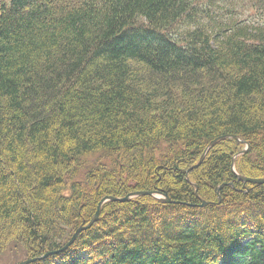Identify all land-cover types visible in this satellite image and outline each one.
<instances>
[{
  "label": "trees",
  "instance_id": "1",
  "mask_svg": "<svg viewBox=\"0 0 264 264\" xmlns=\"http://www.w3.org/2000/svg\"><path fill=\"white\" fill-rule=\"evenodd\" d=\"M238 175L264 178V0H0V254L154 190L28 264H264Z\"/></svg>",
  "mask_w": 264,
  "mask_h": 264
},
{
  "label": "water",
  "instance_id": "2",
  "mask_svg": "<svg viewBox=\"0 0 264 264\" xmlns=\"http://www.w3.org/2000/svg\"><path fill=\"white\" fill-rule=\"evenodd\" d=\"M248 147V144L246 143L245 144V148L241 151V153H244L246 151ZM234 160H232V164H233ZM193 167V166H192ZM191 167V168H192ZM238 178L244 182H250V183H264V178H251V177H245V176H240L238 175ZM195 187V191H196V186ZM153 192L155 191H147V190H141V191H135V192H130L128 194H125L124 196L122 197H117V196H104L103 198H101V200L98 202V205H97V208H96V211L94 212V214L92 215L91 219L88 221L87 224L85 225H80L78 226L74 233L72 234V236L70 237V239L61 247L59 248L58 250H52V251H49V252H46L44 254H42L41 256L39 257H32V258H26L18 263H15V264H28L34 260H37V259H42V258H45L49 255H52V254H56L58 252H61L63 250H65L76 238L78 232H80L81 230L83 229H86L87 227H89L96 219H97V216H98V211L102 205L103 202H105L106 200H118V201H126L128 200L130 197L132 196H136V195H144V194H153ZM157 197L158 198H161L167 202H176V201H171L167 196L166 194H161L158 192L157 194ZM206 202L202 201V204L201 205H205Z\"/></svg>",
  "mask_w": 264,
  "mask_h": 264
},
{
  "label": "rangeland",
  "instance_id": "3",
  "mask_svg": "<svg viewBox=\"0 0 264 264\" xmlns=\"http://www.w3.org/2000/svg\"><path fill=\"white\" fill-rule=\"evenodd\" d=\"M247 13H249L250 14V16H251V13H250V11H247ZM235 160V159H234ZM193 166V165H192ZM254 178V177H253ZM248 183H250V182H248ZM150 191H154V190H150ZM133 192H135V191H133ZM157 192V191H156ZM130 193V192H129ZM128 194V193H127ZM143 195V194H142ZM144 195H149V194H144ZM152 196H155V193H153V194H151ZM157 195V194H156ZM109 196H112V195H109ZM136 196H139V195H136ZM136 196H132V197H130L129 199H132V198H134V197H136ZM117 197H122V196H117ZM157 197V196H156ZM158 198V197H157ZM128 199V200H129ZM101 200V199H100ZM99 200V201H100ZM98 201V202H99ZM106 201H109V200H106ZM105 201V202H106ZM110 201H112V200H110ZM113 201H118V200H113ZM127 201V200H126ZM105 202H103L102 203V205L105 203ZM123 202V201H122ZM97 205H98V203H97ZM101 205V206H102ZM96 208H97V206H96ZM101 208V207H100ZM100 210V209H99ZM95 211H96V209H95ZM94 211V212H95ZM94 214V213H93ZM98 214H99V211H98ZM97 218H98V216H97ZM88 223V222H87ZM86 223V224H87ZM85 225V224H84ZM92 225V224H91ZM90 225V226H91ZM82 226H83V224H82ZM89 226V227H90ZM88 228V227H87ZM80 232H78V234H79ZM77 234V235H78ZM70 239V238H69ZM68 239V240H69ZM67 242V241H66ZM17 248V249H16ZM16 248H14V250H13V248L10 250V249H8V250H6V251H4L2 254H0V264H15V263H18V262H20V261H22V260H24L25 258H26V256H25V250L22 248V247H20V246H18V247H16ZM39 256H41V255H39ZM39 256H37V257H39ZM38 260V259H37ZM35 261V260H34ZM33 262V261H32ZM31 263V262H30Z\"/></svg>",
  "mask_w": 264,
  "mask_h": 264
},
{
  "label": "bare ground",
  "instance_id": "4",
  "mask_svg": "<svg viewBox=\"0 0 264 264\" xmlns=\"http://www.w3.org/2000/svg\"><path fill=\"white\" fill-rule=\"evenodd\" d=\"M216 140H217V139H214V140H211V141H210V143L207 145L206 149L203 151V154H202L200 160L202 159V157L204 156V154L207 152V150L211 147V145H212ZM240 176H242V175H240ZM220 187H221V186L217 187L216 190L218 191V189H219ZM153 193H155V192H153ZM156 194H158V193H155V195H156ZM204 202H205V201H204ZM205 205H206V203H205Z\"/></svg>",
  "mask_w": 264,
  "mask_h": 264
}]
</instances>
